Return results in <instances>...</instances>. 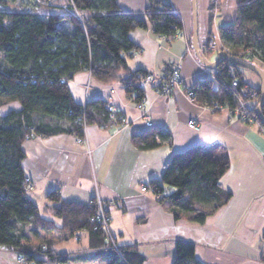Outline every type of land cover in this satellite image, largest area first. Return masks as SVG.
Wrapping results in <instances>:
<instances>
[{"label":"trees","instance_id":"trees-1","mask_svg":"<svg viewBox=\"0 0 264 264\" xmlns=\"http://www.w3.org/2000/svg\"><path fill=\"white\" fill-rule=\"evenodd\" d=\"M148 1L144 20L121 11L117 0L51 1L53 5L69 2L67 7L79 12L80 19L55 13L50 8L48 13L9 10L6 9L8 0H0V107L12 102L20 105L19 110L0 113V247L14 250L24 264L69 261L65 254L54 251L51 238L43 239L40 244L29 243L26 226L35 234L40 230L58 231L67 235L66 238L86 230L94 250L92 258L108 261V264H143L144 257L134 245L119 246V254L108 246L95 219L93 202H65L57 190H52L46 199L53 206L47 210L61 225L57 227L52 220L43 218L28 196L21 145L33 136L59 133L79 139L84 135L85 126L110 125L108 103L104 100L94 99L84 104L75 101L69 82L81 70L88 71L92 79L102 84L122 85L129 99L143 102L147 86L141 85L138 76L152 72L129 67L128 58L137 50L129 32L150 24L157 36L172 40L183 29L169 0ZM237 4V20L220 27V37L228 53L264 64V0H237ZM187 43L190 47V42ZM216 69L218 72L213 78L194 82L191 87L194 102L213 112L233 111L240 88L248 85L242 77L243 69L226 60H221ZM170 71L171 65L166 66L162 74L167 76ZM156 82L154 86L159 91L163 80ZM249 87L256 91L251 109L255 114L260 88ZM262 128L264 131L263 125ZM169 138L164 130L149 129L133 140L138 149L146 150ZM228 168V157H213L205 148L192 146L173 153L160 179L151 180L146 186L175 219L203 224L231 197L230 192L219 185L220 177ZM194 248L193 243L178 240L172 264H204L195 257Z\"/></svg>","mask_w":264,"mask_h":264},{"label":"crops","instance_id":"crops-1","mask_svg":"<svg viewBox=\"0 0 264 264\" xmlns=\"http://www.w3.org/2000/svg\"><path fill=\"white\" fill-rule=\"evenodd\" d=\"M169 1L182 21L181 34L172 40L162 38L153 32L150 24L131 30L129 37L137 50L129 56L128 64L131 69L162 74L166 66L180 62L179 83L169 94L156 91L157 82L147 86L142 108H139L127 97L122 85L102 84L90 78L86 70L77 72L69 82L75 101L84 104L102 99L123 113L128 123L86 126L90 158L84 145L70 134L25 139L21 145L25 154L22 166L25 176L32 181L28 196L43 218L59 227L60 220L47 210L53 206L46 199L47 193L57 190L65 202L88 204L95 180L108 205L110 226L117 235L118 245H134L144 257L143 264H172L178 240L193 243L195 257L204 264H264L261 253L264 244V132L254 123L239 120L227 109L213 112L187 99L186 90L197 79L208 77L209 71L198 62L192 47L191 0ZM148 3V0H117L121 11L144 20ZM196 15L197 42L203 49L214 29L237 20V0H196ZM187 41L191 55L186 53ZM217 53L206 52L204 56L213 62ZM259 66L264 70V64ZM242 73L249 86L260 87L255 73L246 69ZM86 83H89L87 89ZM11 106V110L20 109L19 104ZM190 119L195 120L198 130L187 126ZM146 122H151L152 126L146 127ZM149 129L164 130L170 138L155 148L140 150L133 138ZM192 146L205 148L213 157L229 159V168L220 177L219 185L230 192L231 197L203 224L175 219L155 194L141 191L143 185L160 179L173 153ZM25 231L30 236L29 226ZM66 236L58 231L40 230L34 235L37 239L32 237V242L53 239L54 251L69 257L64 264H108V261L92 258L94 250L86 230L77 231L73 237ZM0 264L21 263L16 260L14 250L0 247Z\"/></svg>","mask_w":264,"mask_h":264},{"label":"built area","instance_id":"built-area-1","mask_svg":"<svg viewBox=\"0 0 264 264\" xmlns=\"http://www.w3.org/2000/svg\"><path fill=\"white\" fill-rule=\"evenodd\" d=\"M185 48H186V53L188 55H191V51H190V47L188 43H186ZM204 50L211 51V52H219V51L228 52V49L224 45L220 37V34L217 30L212 31V33L208 37L206 43L204 44ZM180 69H181V63L176 61L175 63L171 64V71L167 76L152 72L151 74H148L145 76L139 75L138 78L140 79V83L142 86H149V85L155 84L157 79H162L163 82L158 92L161 94H169L172 88L179 83ZM217 72H218L217 69L209 70L208 77L213 78ZM87 88H88V84L86 86V89ZM186 97L189 101L194 102V93L192 92L191 87L187 89ZM255 97H256V91L250 88L248 85H244L243 87L240 88L239 93L236 95V106L234 110L230 112L234 116H236L239 120L245 123L256 124L263 131L261 123L258 121L256 116L251 112ZM142 103H136V105L139 108H142ZM106 109L110 113V124H115V125L118 124V125L124 126L128 123L125 115L121 112L118 113V111L112 104L108 103L106 106ZM145 125L146 127H150L152 126V123L146 122ZM187 126H189L190 128L194 130L199 129V126L196 124L194 119H190L187 122ZM77 140L80 143H85V146L87 147L86 152L88 154V157L90 158L91 151H90L86 136L85 138H79ZM29 181H30L29 178L26 177L25 182L28 183V187L31 186V182ZM93 184H94V187H93L92 197L95 199L94 200V205L96 208L95 219L99 223V227H101L103 230L105 240L107 241L108 246L110 248L119 250V245L117 242V235L111 230V227H110V215L108 212V206L106 202L103 201L100 193L98 192L99 188L95 180H93ZM141 191L152 192V189L146 185H143L141 187ZM261 253L264 256V244L261 248ZM16 260L19 263L23 261L22 258L18 255H16Z\"/></svg>","mask_w":264,"mask_h":264},{"label":"water","instance_id":"water-1","mask_svg":"<svg viewBox=\"0 0 264 264\" xmlns=\"http://www.w3.org/2000/svg\"><path fill=\"white\" fill-rule=\"evenodd\" d=\"M192 9V47L198 62L205 68L216 69L221 60H226L230 64L247 69L255 73L260 79V99L255 109V114L264 126V115L262 114V106L264 105V70L255 62L240 59L225 51L217 53V57L213 62H209L204 56V51L201 49L197 42V15H196V0H191Z\"/></svg>","mask_w":264,"mask_h":264},{"label":"rangeland","instance_id":"rangeland-1","mask_svg":"<svg viewBox=\"0 0 264 264\" xmlns=\"http://www.w3.org/2000/svg\"><path fill=\"white\" fill-rule=\"evenodd\" d=\"M52 0H8V5H7V7H6V9H9V10H27V11H32V10H34V11H37V12H47L48 13V11H50V10H53V12H55V13H58V14H60V13H66V14H70V15H73V16H75V17H77L78 19H80V17H81V14L79 13V12H77L74 8H72V9H70V8H68L67 7V3H69V2H64V3H62V4H59V5H53V3L51 2ZM52 6H57V7H59V8H61L60 10H54V9H51V8H53ZM69 6V5H68ZM49 8H50V10H49ZM214 30H217L218 32H219V30L218 29H214ZM213 30V31H214ZM220 34V33H219ZM203 51H204V53H206V52H211V51H207V50H204V47H203ZM220 52V51H219ZM208 69V68H207ZM209 70H211V69H208V71ZM247 70V69H246ZM252 72V71H251ZM256 75V74H255ZM89 76H90V74H89ZM90 78H91V76H90ZM87 84H89V83H86V85H85V87L87 86ZM186 92H187V90H186ZM13 103H15V104H18L17 102H12V103H6V104H4V105H2L1 107H0V113L1 114H4V113H6V112H8L9 110H11V105H13ZM10 105V106H9ZM257 107V106H256ZM255 116H256V114H254ZM256 118H257V116H256ZM258 119V118H257ZM38 120V119H37ZM258 121L260 122V120L258 119ZM261 123V122H260ZM118 125V124H117ZM261 125H262V123H261ZM101 127H103V126H101ZM85 128H86V126H85ZM85 128H84V135H83V137H81V138H85ZM79 142V141H78ZM80 143V142H79ZM82 145H84V147H85V150L87 151V147L85 146V143H81ZM89 144V143H88ZM89 148H90V146H89ZM90 151H91V149H90ZM87 153V152H86ZM87 156H88V154H87ZM30 180V179H29ZM29 182H31V186H32V181L30 180ZM26 184H27V186H28V183L26 182ZM31 186H29V188H31ZM93 187H94V184H93ZM99 188V187H98ZM92 192H93V190H92ZM99 193H100V191H98ZM103 199V198H102ZM94 198L93 197H91V199H90V201L89 202H93L94 203ZM104 202H106L105 200H103ZM107 204V203H106ZM108 206V205H107ZM108 212H109V210H108ZM110 222H111V220H110ZM111 227V226H110ZM30 234V236H28V238H29V240H28V242L29 243H41V241L43 240V239H38L36 242H32V237H34V235H35V233L34 232H30L29 233ZM34 238H36V237H34ZM37 239V238H36ZM70 242H73V241H70ZM74 243V242H73ZM106 248H108V246H106ZM42 249H45V246L43 245L42 246ZM113 249V248H112ZM114 251H116L118 254L120 253V251L119 250H116V249H113ZM119 251V252H118ZM59 254V253H58ZM21 264H24L23 263V261L21 262Z\"/></svg>","mask_w":264,"mask_h":264}]
</instances>
